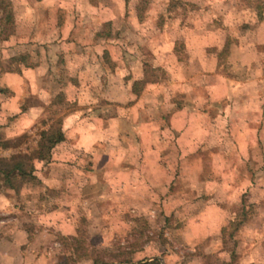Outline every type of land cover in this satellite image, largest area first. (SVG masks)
<instances>
[{
    "label": "rangeland",
    "instance_id": "rangeland-1",
    "mask_svg": "<svg viewBox=\"0 0 264 264\" xmlns=\"http://www.w3.org/2000/svg\"><path fill=\"white\" fill-rule=\"evenodd\" d=\"M239 42L264 50V0H0V167L65 176L0 183V264H264V104L237 99L264 101V59L238 69Z\"/></svg>",
    "mask_w": 264,
    "mask_h": 264
},
{
    "label": "trees",
    "instance_id": "trees-1",
    "mask_svg": "<svg viewBox=\"0 0 264 264\" xmlns=\"http://www.w3.org/2000/svg\"><path fill=\"white\" fill-rule=\"evenodd\" d=\"M125 2H129V0H125ZM97 58L99 59L100 57H98L97 56ZM109 54H108V51H103L102 52V59L107 63V62H109L110 60H109ZM11 71H14V72H17L18 74L20 73L18 70L16 71V69L15 68H12L11 69ZM80 91H82V89H80L79 88V91H74L73 93H75V94H73V95H71L70 97H74V99H70V101L69 102H76L77 101V96L76 95H78L79 93H81ZM5 92V91H4ZM64 95L65 94H63V93H58L57 95H56V98H55V100H56V102L54 101V103H52V105L53 106H56L57 104V102L60 100V99H62V97L64 98ZM112 128L111 126H108V128ZM107 128V129H108ZM64 134L65 133H61L56 139H54L53 141H52V143H51V145L48 147V149H47V151H48V153H50V154H48V156H47V158H45V163L42 165L43 167L44 166H49V164H51L52 163V161H51V152H52V150H53V148L59 143V142H61V141H63L64 140ZM99 134H104L103 133V131H99ZM50 135L48 134V132L46 133H42L41 134V137H42V140L43 141H41V143H40V145L38 146V148L40 149V148H42V144H44V141H45V139H48V140H50V137H49ZM101 151V154H102V156H104L103 154H106L107 152H108V149H105L104 151L103 150H100ZM99 152V151H98ZM98 152H97V149L96 148H93L92 150H91V154H98ZM49 159V160H48ZM68 164H63V166L65 167V166H67ZM70 165V164H69ZM6 166V167H5ZM5 166H3V168H1L0 167V183H1V185L3 184L4 185V187L5 188H7V189H10V190H13V191H15V192H18V188H17V186H16V183L17 182H20V183H22L23 182V180H24V178L25 179H27V181H29V179H30V176L33 178V180L34 179H37V177L39 176V173H40V170H41V166H40V168L39 169H37V167L36 166H34V165H31V169H30V171H28L27 173H24L23 171H20L19 169H18V167L16 166V165H13L12 167L11 166H7V165H5ZM37 175V176H36ZM27 177H29V178H27ZM61 177V180H64L65 179V176H63V175H61L60 176ZM39 178V180H41V182H42V179H41V177L39 176L38 177ZM27 181H26V183H27ZM47 188H50V186L49 185H47ZM111 195V194H110ZM112 196V195H111ZM113 197V196H112ZM71 208H72V206H71ZM62 209H64V211L66 212L67 211V209L66 208H62ZM60 212H62V211H60ZM62 214V213H61ZM62 216H64L63 214H62ZM137 222H138V220H137ZM146 229V228H145ZM145 229H141V227L140 226H138V225H134V226H132L131 228H130V232H129V234L128 235H130L131 236V238H132V240L131 241H128V243H141V239L143 240V238L145 237ZM68 236H70V237H72V235H68ZM68 236H66V237H68ZM73 238V240L75 239L74 237H72ZM143 242H144V240H143ZM138 246V245H137ZM136 245L131 249V251H128V253H122V254H120V255H118V261H122V262H125V261H127L128 259V256L129 255H131V252L132 251H134L136 248H139V247H137ZM70 248H73V247H70ZM75 248V247H74ZM73 248V250L75 251V252H77V248H75L74 249ZM76 256H78V259H81L82 257L79 255V254H76V253H74ZM155 263L156 264H158V262L157 261H155Z\"/></svg>",
    "mask_w": 264,
    "mask_h": 264
},
{
    "label": "crops",
    "instance_id": "crops-1",
    "mask_svg": "<svg viewBox=\"0 0 264 264\" xmlns=\"http://www.w3.org/2000/svg\"><path fill=\"white\" fill-rule=\"evenodd\" d=\"M232 14V12L230 13V16H232L231 15ZM231 19H232V17H230ZM233 18H237V16H234ZM239 21H241V18H239L238 19ZM251 35V32L250 33H247L246 34V38L243 36V33H237V35H235V38H237L238 40H246L247 41V38H249V39H251L252 40V38H253V35H252V37L250 36ZM251 37V38H250ZM246 41H245V43H246ZM250 46V45H249ZM237 51L236 52H238V54H239V59H238V63H236V66H237V68L238 69H246V70H252V64H253V62H257L258 60H259V62H257V63H261V60H263L264 59V50L262 51V52H258V51H256L255 50V48L254 47H252V46H250V47H244V43H242V42H239V44H238V49H236ZM262 66H264L263 64H262ZM261 67V66H260ZM217 69V60H216V65H215V67L212 69L213 71H215ZM249 84V83H248ZM245 92L244 93H246V95H242V93L240 94V96H237V99H239V101L241 100V101H243V102H245L247 105L248 104H250L251 106H253L255 103L257 104L256 105V109L257 110H262V107H263V104H264V101L262 100V101H260V99L261 98H259L258 96H252V95H248V93H247V91H246V87H244V89H243ZM236 99V100H237ZM238 103H240V102H238ZM202 104V103H201ZM263 109H264V107H263ZM201 110H203V109H201ZM185 111V110H184ZM183 111V112H184ZM199 113V112H198ZM184 115L183 116H188V114H186V112H184L183 113ZM244 113H242V117L244 116V118H249V117H251V115H249L248 114V112H245V114L246 115H243ZM252 114H253V112H252ZM249 115V116H248ZM247 116V117H246ZM252 116H255V115H252ZM244 120V119H243ZM184 131V129H182V132ZM186 134V133H185ZM91 147L89 146V147H87L86 148V151L87 152H91ZM195 151V150H194ZM59 165H60V163H58ZM56 162H53L52 163V165L53 166H57L58 165ZM50 165V164H49ZM61 166V165H60ZM55 180H47L45 177H43V179H42V182L44 183V184H46V185H48V184H51V183H55V182H60V180H61V177L59 176H57V177H53ZM55 181V182H54ZM59 210V209H58ZM60 212L58 211V212H56L55 211V213L54 214H59ZM60 215V214H59ZM56 216H58V215H56ZM70 223V222H69ZM64 228H66V227H64ZM68 229H69V231H70V227H67ZM59 230H60V228H59ZM68 231V232H69Z\"/></svg>",
    "mask_w": 264,
    "mask_h": 264
},
{
    "label": "water",
    "instance_id": "water-1",
    "mask_svg": "<svg viewBox=\"0 0 264 264\" xmlns=\"http://www.w3.org/2000/svg\"><path fill=\"white\" fill-rule=\"evenodd\" d=\"M160 261V264H163L162 259H158Z\"/></svg>",
    "mask_w": 264,
    "mask_h": 264
}]
</instances>
